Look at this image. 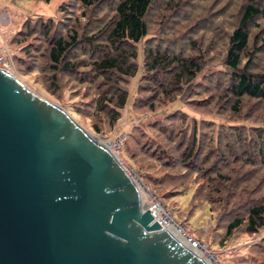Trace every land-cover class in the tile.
Masks as SVG:
<instances>
[{
  "label": "rangeland",
  "instance_id": "374dc122",
  "mask_svg": "<svg viewBox=\"0 0 264 264\" xmlns=\"http://www.w3.org/2000/svg\"><path fill=\"white\" fill-rule=\"evenodd\" d=\"M117 1L104 0L97 7L87 10L79 4L80 0H0V43L7 45L10 50L11 66L8 70L35 92L64 107L103 142L114 144L112 149L132 170L133 175L143 181L141 189L146 200L151 203L150 206L159 200L156 195L163 199L177 218L175 220L201 242L204 256L211 258L215 264H264V228L257 232L241 228L227 238L226 225L233 217L228 211L230 206L225 205L224 200L210 203L204 193L210 187L201 190L203 180L200 173L181 163L182 153L186 150L190 136L181 147L177 146L181 134L169 139L174 127L173 136L182 127L188 124L192 126L194 117L207 119L206 122H200L205 129L213 127L207 126L211 124L208 123L211 120L220 124L236 119L237 114L233 115L232 112L234 99L227 98L231 95V69L226 65L225 57L229 48L227 36L239 25L242 7L251 0L155 1L148 17L151 38L140 46V64L129 85L127 104L121 109L119 120L112 125L107 119L109 115L97 108L100 96L107 87L101 77L91 78L85 75L82 64H79L77 72L63 70L55 80L54 72L46 64L49 36H44L41 30L22 36L18 43H12L11 40L24 27L29 16L34 19L38 16L53 17V25L61 30L65 24L73 25L77 20L81 23L78 26L80 30L90 35V32L101 28L114 14ZM170 1L177 3V6H172ZM82 13L86 15L83 16ZM249 27V51H258L253 57L252 65L263 72L264 18L254 20ZM145 45L159 47L170 54V57H194L201 62L202 71L193 80L180 82L177 86L170 84L177 69L157 72L155 80L151 77L144 78L142 68L145 66ZM86 46L84 50L81 49L82 46L77 49V54L86 58L82 63L93 57L91 53H86L91 50L90 45ZM20 55L24 59H20ZM140 81L148 83L150 87L139 93ZM168 88L169 94L165 92ZM139 94L149 96V101L155 102L157 108L153 111L148 106L136 108L134 103ZM254 102V99H247L243 112L237 116L242 117L247 113L255 105ZM182 111L189 113L184 120H171L173 117L168 116L171 112ZM255 113L257 111H253V116L247 119L255 121ZM97 124L101 131L96 129ZM163 125H167L168 130L165 132L161 130ZM158 153H161V157ZM167 157L171 158L172 164L166 163ZM214 159L215 156L210 162ZM196 161L200 163L199 158L194 160ZM235 166L239 167V163ZM166 171L169 174L164 180L155 179V176H162ZM182 171H188V174L182 176ZM243 171L240 170V174ZM146 172L152 177H144ZM235 175L234 172L231 177L235 178ZM263 175L264 169L261 174H256L254 180L238 181L237 187L230 185L229 191L235 188L233 201L239 203L253 195L257 199H264V186L259 182ZM243 177L247 178V174ZM226 193H223L224 197Z\"/></svg>",
  "mask_w": 264,
  "mask_h": 264
},
{
  "label": "water",
  "instance_id": "95a60500",
  "mask_svg": "<svg viewBox=\"0 0 264 264\" xmlns=\"http://www.w3.org/2000/svg\"><path fill=\"white\" fill-rule=\"evenodd\" d=\"M142 185L110 145L0 67V264H208L162 227Z\"/></svg>",
  "mask_w": 264,
  "mask_h": 264
},
{
  "label": "trees",
  "instance_id": "16d2710c",
  "mask_svg": "<svg viewBox=\"0 0 264 264\" xmlns=\"http://www.w3.org/2000/svg\"><path fill=\"white\" fill-rule=\"evenodd\" d=\"M103 1L80 0L79 4L88 10L97 7ZM155 1L157 0H118L115 3L114 14L101 28L93 33L90 32V35L80 30L78 26L81 23L77 20L73 25L65 24L61 30L53 25V17L38 16L34 19L29 16L24 27L18 30L11 41L18 43L22 36L26 37L41 30L45 34L44 36H49L46 64H49V68L54 72L55 80L59 78V73L63 70L69 73L77 72L79 64H82L85 75L87 74L91 78L101 77L107 87L100 96L97 108L108 114L109 123L114 125L121 117V109L127 104L129 85L139 68L140 46L151 38L148 17ZM170 4L177 6V3L171 2ZM82 14L86 15V13ZM260 17L264 18V0H251L242 7L239 25L227 36L229 48L225 56L226 65L231 69L229 84L231 95H228L230 97L227 98L234 99L233 115L243 112L247 99H254L255 105L242 117L236 115V119L228 123L215 124L216 121H209L208 123L211 124H207V126L215 128L205 129L201 123L206 122L207 119L194 117L192 126L188 124L182 127L173 136L174 127L169 134L170 140L181 134L177 143L178 147H181L186 138L190 136L186 150L182 153L181 163L184 167L200 173L203 180L201 190L206 189L204 187H210V190L204 192L210 203L224 200V204L230 206L228 211L233 214V217L226 225L225 236L227 238L241 228L253 232L264 228V199H257L253 195L250 199L246 198L244 201L236 203L233 201L236 195L235 188L229 191L230 185L237 187L238 181L254 180L256 174H261L264 169V118L262 119L264 117L262 113L264 111V71L260 72L252 65L253 57L258 51H249L251 41L249 26ZM87 44L90 45L91 50L86 53H91L93 57L82 63L86 58L85 56L80 57L77 54V49L82 46L81 49L84 50L87 48ZM143 51V65H145L142 68L143 77H151L155 80L157 72L165 71V69H177L178 71L172 77L171 86L193 80L203 68L201 62L194 57H181L180 55L170 57V54L160 50L159 47L145 45ZM19 58L24 59L21 55ZM46 64L44 66H47ZM148 72L152 74L149 75ZM147 87H150L148 83L140 81L139 93ZM165 92L169 94V88ZM149 98V96L139 94L134 106L136 108L148 106L151 111L155 110L157 105L155 102H150ZM252 110L257 111L254 114L255 121L247 119L253 116ZM174 112L168 115L173 117L170 118L171 120L178 118L184 120L189 115L186 111ZM96 129L102 130L98 124ZM161 130L164 132L168 130L167 125H163ZM157 143L162 142L157 141ZM204 150H207L206 153L201 155ZM158 154L161 157V153ZM213 156L215 159L210 162ZM196 158L200 159V163L194 162ZM170 159L167 157L166 163L172 164ZM221 162L222 164H220ZM237 163H239V167L235 166ZM240 170H244L242 174H240ZM234 172L236 175L235 178H232ZM167 174L169 173L166 171L162 176H155V179L162 181L167 177ZM185 174H188V171L180 173L182 176H186ZM246 174L247 178H244L243 176ZM143 176L149 177L151 174L146 172ZM259 182L264 186V175ZM225 191L227 195L224 197ZM213 192L219 195H215L216 193L213 195ZM156 197L177 220L167 203L158 195Z\"/></svg>",
  "mask_w": 264,
  "mask_h": 264
},
{
  "label": "built area",
  "instance_id": "2783aa9c",
  "mask_svg": "<svg viewBox=\"0 0 264 264\" xmlns=\"http://www.w3.org/2000/svg\"><path fill=\"white\" fill-rule=\"evenodd\" d=\"M9 59H10L9 47L5 44L0 43V67L5 68V69H9L11 66V62ZM112 145H114V144H111L110 146H112ZM155 205H162L164 207V212L163 213H156L157 211L154 209ZM155 205L150 206V208H152V210L154 211L156 219L159 220V222L161 223L163 228L170 229L171 224H177L180 226L181 229L184 230L185 237L187 238V241L189 243H193L195 245L196 244L201 245L200 241H198L195 237H193V235H191L181 223L177 222L174 219V217L167 211V209H165L166 206L163 205V203H161L160 200H158Z\"/></svg>",
  "mask_w": 264,
  "mask_h": 264
},
{
  "label": "bare ground",
  "instance_id": "6f19581e",
  "mask_svg": "<svg viewBox=\"0 0 264 264\" xmlns=\"http://www.w3.org/2000/svg\"><path fill=\"white\" fill-rule=\"evenodd\" d=\"M142 188V187H141ZM154 209L157 211L156 213H163L164 212V207L162 205H155ZM170 230L173 232L174 235H176L179 239L186 241L187 242V238L185 237L184 234V230L180 228L179 225L177 224H171L170 225ZM191 246L193 247V249L201 256H203L205 258V260L208 262V264H215L214 261L209 258L204 256V252H203V246L200 244H193L190 243Z\"/></svg>",
  "mask_w": 264,
  "mask_h": 264
},
{
  "label": "crops",
  "instance_id": "0c3cea01",
  "mask_svg": "<svg viewBox=\"0 0 264 264\" xmlns=\"http://www.w3.org/2000/svg\"><path fill=\"white\" fill-rule=\"evenodd\" d=\"M0 20H1V17H0Z\"/></svg>",
  "mask_w": 264,
  "mask_h": 264
}]
</instances>
